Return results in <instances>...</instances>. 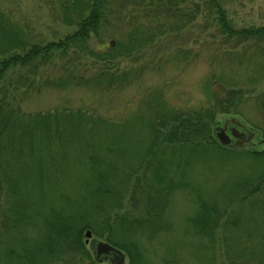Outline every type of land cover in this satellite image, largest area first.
I'll return each instance as SVG.
<instances>
[{
    "label": "trees",
    "instance_id": "1",
    "mask_svg": "<svg viewBox=\"0 0 264 264\" xmlns=\"http://www.w3.org/2000/svg\"><path fill=\"white\" fill-rule=\"evenodd\" d=\"M57 1L64 23L75 26L58 40L33 42L12 23L0 21V194L3 185L6 205L0 236L22 239L14 243L16 250L0 241L7 264H47L72 252L89 255L81 239L86 230L120 249L127 264H152L142 238L172 230L162 218L176 190L186 191L196 205L186 220L200 238V252H214L220 228L226 264H264V224L231 208L264 187V149L221 145L210 126L216 110L242 115L239 107L249 99L264 108V89L246 95L252 90L241 87L236 76V67L247 63L253 71L247 82L257 81L264 25L236 27L222 0H135L141 10L120 11L123 17L140 12L148 20L133 22L115 45L95 48L88 42L98 35L112 0ZM162 16L175 22L164 25ZM194 22L202 27L199 41L215 45L212 70L201 83L203 107L177 109L159 90L148 92L138 110L121 120L81 107L37 112L21 107L23 96L45 87H121L140 70L119 68V58L143 57L155 41ZM56 55H71L73 62L63 64L58 77L43 75L41 68ZM84 58L92 65L85 77L74 69H81ZM26 66L32 75L22 72ZM207 165L227 177L205 187L193 172ZM249 203L264 207V199ZM229 232L237 238L227 239ZM168 251L174 256L173 248ZM166 264L179 263L172 257Z\"/></svg>",
    "mask_w": 264,
    "mask_h": 264
},
{
    "label": "rangeland",
    "instance_id": "2",
    "mask_svg": "<svg viewBox=\"0 0 264 264\" xmlns=\"http://www.w3.org/2000/svg\"><path fill=\"white\" fill-rule=\"evenodd\" d=\"M222 1L228 16L232 19L236 27L264 25V0ZM107 4L108 14L106 15V19L103 20L98 35L91 38L88 42L91 47L103 48L111 41L115 45V41L124 39L126 31H128L133 22L140 20L144 22L148 20L140 12H137L134 18L123 17L124 13L120 11L126 12L132 8L138 11L141 10L135 0H112ZM58 6L57 0H0V21H4L6 25L12 23L13 26L24 33L25 37H28L33 42L58 40L75 29V26H68L64 23ZM115 11H119L120 13H114ZM160 21H163L164 25L175 22L174 19H169L165 16H162ZM201 30L202 27L194 22L186 28L168 33L155 41L153 46L144 52L143 57L138 55L129 58H119L117 61L119 68L131 67L134 70H140L134 75L131 74L129 81L125 82L121 87L112 88L109 91H104L99 87L85 85H69L63 88L45 87L39 92H29L23 96L20 102L21 107L26 112H37L54 108L81 107L105 117L121 120L138 110L139 104L143 101L144 96L154 90H159L163 99L170 106L177 109L187 110L189 108L203 107L206 103L201 83L205 76L212 70L209 56L215 45H210L211 40L209 39L206 42L199 41L198 37L202 34ZM204 31L208 33L206 35V38H208L210 35L209 30L205 29ZM213 41H216L215 37ZM218 41L217 39V43H219ZM185 51L187 53L184 56ZM180 52L184 57L179 54ZM256 59L261 61L263 65V68L258 69V72L255 73L256 82L250 83L246 80L247 76L253 74V71L249 68V64L245 63L239 67L235 66L236 76L240 80V86L243 88L246 87V90H252L251 94L246 95L253 96L264 89V57L259 55ZM72 62L73 57L71 55H56L44 64L41 71H45L43 75L58 77L62 73L63 64ZM82 65L81 69L79 67L74 68L75 71L77 70L78 75L82 74L84 77L89 76V69H92L91 63L84 58ZM22 72L32 75L29 66L24 67ZM36 77L38 78V73ZM252 100H246L239 107L242 115L216 110L210 126L213 130L215 126H222L226 119L231 117L237 118L250 130L255 132L251 142L243 148L251 151H259L264 149V134L261 130L264 128V108ZM225 159L250 158L226 157ZM245 164L244 162L240 166L244 168ZM193 174L195 175L193 177L194 180L205 184V187L217 185V183L219 184V182L227 177L226 173H218L215 175L214 171H211L208 165L203 168L200 167ZM2 187L1 191L3 192L0 194V206H2L0 221L6 208L4 204L5 199L2 198L4 186L2 185ZM255 199H264V187L250 197H247V200L242 199L236 203H232L231 208L241 210L243 214L252 213L255 216V220L262 225L264 224V207L259 206V204L251 206L249 203L250 200ZM125 205L129 208H134L133 202H125ZM164 205L168 206V208L166 209L165 217L162 218V224L166 223L167 220L171 223L172 230L166 233L160 231L151 239L142 238V242L148 250V256L151 258L152 264H166V261L172 257L179 264H211L212 260L210 258H214V263L212 264L227 263L223 254L224 237L222 238L221 236L222 230L220 228L216 235L214 252L210 250H208L209 252H200L197 249L200 238L192 233L190 225L186 220L196 209V205L190 194H187L183 190H176ZM225 205V203L222 204V206ZM226 235H228L227 239L237 238V234L233 232H229ZM92 237L99 239V237L93 234ZM81 239L87 251H91L89 255L80 252L66 253L62 258L52 259L47 264H93V253L89 244L85 242L84 233ZM0 241L7 243V248H14L16 250L18 247L14 243H19L22 239L1 235ZM8 243L10 246H8ZM171 248L174 249L172 252L174 256L168 251ZM7 260L8 258L3 256L0 251V264H7ZM12 260L16 263L15 259ZM127 263L128 258L126 256L123 264ZM96 264L113 263L111 260H104Z\"/></svg>",
    "mask_w": 264,
    "mask_h": 264
},
{
    "label": "water",
    "instance_id": "3",
    "mask_svg": "<svg viewBox=\"0 0 264 264\" xmlns=\"http://www.w3.org/2000/svg\"><path fill=\"white\" fill-rule=\"evenodd\" d=\"M110 44L112 45L113 42L111 41ZM212 133L221 145L230 148H243L255 135L254 131L234 117L226 119L222 126H215ZM84 235L85 242L89 244L93 257L98 263L111 260L113 264H123L125 256L120 249L106 241L93 238L90 230H86Z\"/></svg>",
    "mask_w": 264,
    "mask_h": 264
}]
</instances>
